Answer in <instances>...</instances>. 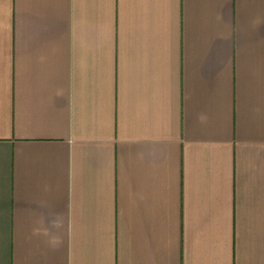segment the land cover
<instances>
[{
  "label": "crops",
  "instance_id": "crops-1",
  "mask_svg": "<svg viewBox=\"0 0 264 264\" xmlns=\"http://www.w3.org/2000/svg\"><path fill=\"white\" fill-rule=\"evenodd\" d=\"M256 16L264 0H0V264H264ZM49 212L56 250L31 236Z\"/></svg>",
  "mask_w": 264,
  "mask_h": 264
},
{
  "label": "clouds",
  "instance_id": "clouds-1",
  "mask_svg": "<svg viewBox=\"0 0 264 264\" xmlns=\"http://www.w3.org/2000/svg\"><path fill=\"white\" fill-rule=\"evenodd\" d=\"M223 19V17H219ZM264 24V17L256 16L250 21L251 27L255 30ZM259 111V109H256ZM197 119L204 123L207 121L208 117L206 114L201 113L198 115ZM66 227V217L62 213L49 212L47 214H42L41 217L35 221L34 226L31 229V236L40 238L44 241L45 245L52 249H58L63 243V230Z\"/></svg>",
  "mask_w": 264,
  "mask_h": 264
}]
</instances>
